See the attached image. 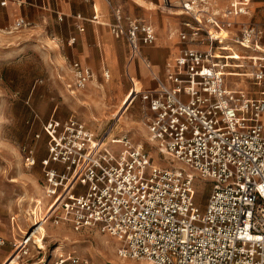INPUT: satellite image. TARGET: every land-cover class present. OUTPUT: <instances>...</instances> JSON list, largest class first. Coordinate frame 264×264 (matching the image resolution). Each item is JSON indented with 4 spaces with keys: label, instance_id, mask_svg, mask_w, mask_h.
<instances>
[{
    "label": "built area",
    "instance_id": "1",
    "mask_svg": "<svg viewBox=\"0 0 264 264\" xmlns=\"http://www.w3.org/2000/svg\"><path fill=\"white\" fill-rule=\"evenodd\" d=\"M251 1L205 13L200 7L207 0H181L191 20L178 34L179 55L166 80L155 78L156 90L138 97L147 142L171 168L157 165L145 142L128 133L97 137L74 117L44 124L48 157L41 166L54 226L98 229L121 244L120 258L149 264H264V22L241 23L228 36L235 20L250 16ZM114 15V37L125 38L132 57L150 67L141 47L155 44V27L144 21L126 27L121 9ZM28 25L18 19L14 27ZM71 74L72 93L93 79L78 62ZM230 76L244 78L250 88L228 87ZM40 137L23 149L29 168L39 163ZM196 180L212 183L204 208L196 203ZM40 234L38 227L27 233L18 255L27 254ZM5 245L0 237V248ZM52 263L91 264L76 255Z\"/></svg>",
    "mask_w": 264,
    "mask_h": 264
},
{
    "label": "rangeland",
    "instance_id": "2",
    "mask_svg": "<svg viewBox=\"0 0 264 264\" xmlns=\"http://www.w3.org/2000/svg\"><path fill=\"white\" fill-rule=\"evenodd\" d=\"M14 23L15 18L9 19V30L0 31V236L6 240V245L0 250V264L7 262L24 236L36 227H43V232L38 237L43 236L45 249L40 250V245L30 243L28 253L16 257L18 264H53L58 247L62 249L58 256L76 255L91 264H149L120 258L117 250L121 244L98 229L76 232L68 226H54L51 218L44 221L49 211L45 198L44 174L39 163L34 168L25 165V144L39 134L38 158L46 157L49 139L43 126L53 115L60 119L76 117L100 137L112 126L113 114L119 106L116 99L117 85L113 82V77L104 82L108 85L102 108L85 96L88 91L78 96L70 95L58 79L69 42L59 41L52 33L50 39H44L35 29H15ZM235 72L241 71L236 69ZM120 79L121 84L123 82L129 88L128 77ZM239 81L230 76L226 78V85L235 89L250 88L244 78ZM91 86L92 83L89 87ZM260 93L257 96L261 97ZM126 114L118 122L111 137L128 133L137 141L145 142V147L157 165L171 168L168 160L147 142L148 131L143 122L141 100L137 99ZM108 147L113 151H120L122 148L116 144H108ZM176 167L185 170L180 165ZM186 172L190 176V171ZM195 184L196 203L204 208L212 183L196 180ZM33 198L40 202L31 203ZM45 233L47 237L44 239Z\"/></svg>",
    "mask_w": 264,
    "mask_h": 264
},
{
    "label": "crops",
    "instance_id": "3",
    "mask_svg": "<svg viewBox=\"0 0 264 264\" xmlns=\"http://www.w3.org/2000/svg\"><path fill=\"white\" fill-rule=\"evenodd\" d=\"M169 1L166 5L165 0H111V6H109L105 0H8L6 5L2 6V0H0V31L9 30L8 24L11 18H15V23L18 19H25L29 25L24 28L35 29V32L44 39L46 37L50 39V33H52L51 35L59 41H68L69 47L63 58L65 63L58 74V79L65 86L67 93L78 96L88 91L85 96L102 108L105 105L108 85L104 82H108L113 77V82L117 85L116 99L121 106L122 100L132 89L133 80L138 83L143 92L156 90L158 84L155 78L166 80L169 64L173 63L179 55L181 45L178 34L187 29L185 22L191 19L182 14L181 0ZM207 1L208 6L200 7L205 13L224 11L231 2L238 0ZM116 9H121L126 27L130 21H144L155 27L158 36L155 44L141 47L142 58L150 64V67L141 58L132 57L130 45L125 38L117 39L112 34L111 26L115 23ZM205 13L201 16L202 18L205 17ZM94 17H97L96 21ZM250 20L264 22V0H252L250 16L235 20L228 36L236 33L241 23ZM72 40L75 41L72 43ZM61 51L59 47V52ZM75 62L80 63L84 69L92 73L93 79L86 88L72 93L68 86L73 83L71 65ZM124 76L130 80L129 88H126L123 82L121 84L120 78ZM52 118L66 123L72 117L60 119L53 115L50 119ZM112 123V126L116 124L114 120ZM126 126L129 127L128 124ZM132 139L137 141L133 137ZM33 140L34 138L25 146ZM47 155L46 147L45 156L48 157ZM42 159L38 158L40 165Z\"/></svg>",
    "mask_w": 264,
    "mask_h": 264
},
{
    "label": "bare ground",
    "instance_id": "4",
    "mask_svg": "<svg viewBox=\"0 0 264 264\" xmlns=\"http://www.w3.org/2000/svg\"><path fill=\"white\" fill-rule=\"evenodd\" d=\"M132 89H130V91L128 92V94L126 95V97L122 100L121 102V106H119L116 114L114 115V126H110L108 129L105 130V132L103 133V135L105 134V137L108 138L112 132H113V129L114 127L119 124L118 122H121L125 115H127L126 113L130 110V108L132 107L133 103L138 99V97L140 95L143 94V91L139 88V85L138 83L133 80V86L131 87ZM40 201L37 199H31V203H39ZM34 211V210H33ZM36 217V216H35ZM39 217V216H38ZM51 217V214L50 212L48 211L46 216L44 217V221H48V219ZM36 220V218H35ZM43 227L39 228V230L41 231V233L43 232ZM43 235V234H42ZM47 237L46 233H45V236H44V239ZM44 240H42L41 237H37L36 238V242L38 245H40V250H44L45 249V244L43 242ZM21 245L18 246V248L16 249L17 251H15L11 256L10 258L7 260V262H5V264H18L19 262L16 261V257L18 255V253H20V251L24 248V245L23 242L20 243ZM61 248L58 247L57 250H56V255L58 256L60 253H61Z\"/></svg>",
    "mask_w": 264,
    "mask_h": 264
}]
</instances>
